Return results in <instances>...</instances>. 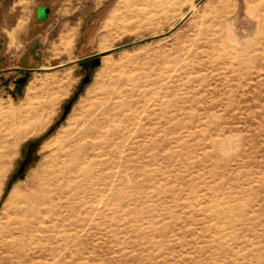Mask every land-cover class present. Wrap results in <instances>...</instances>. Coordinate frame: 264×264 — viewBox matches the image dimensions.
Returning a JSON list of instances; mask_svg holds the SVG:
<instances>
[{
	"label": "rangeland",
	"instance_id": "obj_1",
	"mask_svg": "<svg viewBox=\"0 0 264 264\" xmlns=\"http://www.w3.org/2000/svg\"><path fill=\"white\" fill-rule=\"evenodd\" d=\"M120 1L0 0V115L48 120L7 136L0 212L49 165L106 45L138 63L133 92L101 166L53 195L59 233L33 264H264V0H181L139 19L145 0Z\"/></svg>",
	"mask_w": 264,
	"mask_h": 264
},
{
	"label": "bare ground",
	"instance_id": "obj_2",
	"mask_svg": "<svg viewBox=\"0 0 264 264\" xmlns=\"http://www.w3.org/2000/svg\"><path fill=\"white\" fill-rule=\"evenodd\" d=\"M175 1H178L179 8L185 4L181 0H145V8L136 10L127 18L139 19L146 15L165 14ZM120 3L128 7L131 1L121 0ZM117 8L118 5L115 11ZM196 8L197 6L193 4L189 11L193 12ZM209 12L212 19H215L223 16L224 9L218 4L211 7ZM109 18L111 24L115 20V13L110 14ZM201 19L204 23L206 17L201 16ZM63 46L67 47V42ZM98 49L102 69L94 76L92 86L85 91L84 98L79 102V111L67 120L68 127L61 131L63 140L59 142L53 139L51 143H47L46 148L56 147L53 156L48 159L49 165L47 163V167L33 173L28 188L11 191L2 204L0 264H33L34 254L44 252L46 246L52 243L59 233L53 216V207L56 205L53 195L63 192L68 182L84 177L86 168L100 167L102 161L97 158L111 145L113 146L112 137L116 135L117 130L115 127L127 107L122 99L133 92L128 88V84L138 63H133L132 60L135 59L131 62V58L127 60L129 62L127 64L115 61L109 52L110 46L98 45ZM133 57L135 58V55ZM63 94L62 91L57 93L51 98L52 102ZM0 120L3 121V129H0L1 185L5 167V158L2 155L6 149L12 148L10 141V144H5L7 136L16 142L30 133L40 131L48 120L45 118L36 123L27 119L19 121L14 114L7 113L0 115ZM59 249L60 247L56 246L54 250L58 252Z\"/></svg>",
	"mask_w": 264,
	"mask_h": 264
},
{
	"label": "flooded vegetation",
	"instance_id": "obj_3",
	"mask_svg": "<svg viewBox=\"0 0 264 264\" xmlns=\"http://www.w3.org/2000/svg\"><path fill=\"white\" fill-rule=\"evenodd\" d=\"M40 9H43V8H40ZM36 14H37V12H36ZM21 79H23L21 82H19V80H17V83L19 84V83H23L24 81H25V78H21ZM20 79V80H21Z\"/></svg>",
	"mask_w": 264,
	"mask_h": 264
},
{
	"label": "water",
	"instance_id": "obj_4",
	"mask_svg": "<svg viewBox=\"0 0 264 264\" xmlns=\"http://www.w3.org/2000/svg\"><path fill=\"white\" fill-rule=\"evenodd\" d=\"M39 10V9H38ZM42 10V9H41ZM23 79L19 80V82H21Z\"/></svg>",
	"mask_w": 264,
	"mask_h": 264
}]
</instances>
